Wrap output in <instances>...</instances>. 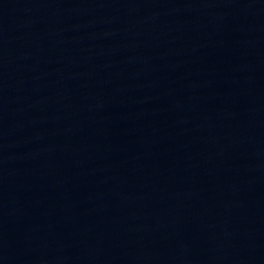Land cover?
<instances>
[{"label":"water","instance_id":"95a60500","mask_svg":"<svg viewBox=\"0 0 264 264\" xmlns=\"http://www.w3.org/2000/svg\"><path fill=\"white\" fill-rule=\"evenodd\" d=\"M0 264H264V0H0Z\"/></svg>","mask_w":264,"mask_h":264}]
</instances>
